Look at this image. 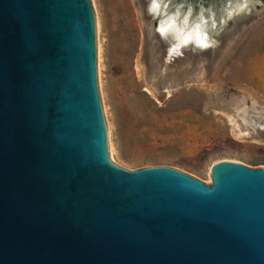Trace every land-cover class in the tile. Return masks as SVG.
Segmentation results:
<instances>
[{
  "label": "water",
  "instance_id": "water-1",
  "mask_svg": "<svg viewBox=\"0 0 264 264\" xmlns=\"http://www.w3.org/2000/svg\"><path fill=\"white\" fill-rule=\"evenodd\" d=\"M98 52L88 0H0V264H264V169L108 161Z\"/></svg>",
  "mask_w": 264,
  "mask_h": 264
},
{
  "label": "rangeland",
  "instance_id": "rangeland-1",
  "mask_svg": "<svg viewBox=\"0 0 264 264\" xmlns=\"http://www.w3.org/2000/svg\"><path fill=\"white\" fill-rule=\"evenodd\" d=\"M108 161L127 172L264 169V0H88ZM200 21L208 45L171 52L159 22ZM181 19V20H180Z\"/></svg>",
  "mask_w": 264,
  "mask_h": 264
},
{
  "label": "bare ground",
  "instance_id": "bare-ground-1",
  "mask_svg": "<svg viewBox=\"0 0 264 264\" xmlns=\"http://www.w3.org/2000/svg\"><path fill=\"white\" fill-rule=\"evenodd\" d=\"M150 10L154 13V15L158 12L159 2L157 0H151ZM158 29L162 34H168L171 36L174 41L171 49L186 43H192L200 47H205L209 42L207 33L204 31L202 23L200 21L188 23L187 16H184L181 21H177L175 16L170 15L159 23ZM226 162L235 165L241 164L240 161L238 162L233 160H228Z\"/></svg>",
  "mask_w": 264,
  "mask_h": 264
}]
</instances>
